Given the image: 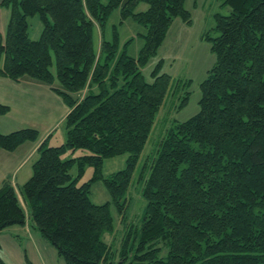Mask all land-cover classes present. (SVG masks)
I'll use <instances>...</instances> for the list:
<instances>
[{
    "label": "trees",
    "instance_id": "obj_1",
    "mask_svg": "<svg viewBox=\"0 0 264 264\" xmlns=\"http://www.w3.org/2000/svg\"><path fill=\"white\" fill-rule=\"evenodd\" d=\"M185 2L2 1L10 18L5 35L0 32V77L51 85L71 111L65 143L50 146L46 140L39 147L21 192L8 180L0 188V233L28 226L66 264H116L104 240L115 230L111 204L91 201L92 184L102 180L120 214L126 213L134 172L175 84L162 72L163 60L153 81L143 68L157 56L176 18L192 23ZM142 3L148 9L136 12ZM223 4L231 14L217 15V37L205 36L216 61L200 84V111L175 120L152 164L144 166L142 225L124 240L117 264H264V0ZM117 9L123 21L132 17L147 29L137 57L119 51L117 32L112 41L102 34L100 50L95 48V29L103 32ZM36 15L44 27L33 40L28 19ZM9 111L0 103V116ZM39 136L34 128L0 131V150L13 152ZM79 149L90 154L63 158ZM124 154L126 168L104 176V160ZM89 166L93 178L79 186ZM0 264L7 263L0 257Z\"/></svg>",
    "mask_w": 264,
    "mask_h": 264
},
{
    "label": "rangeland",
    "instance_id": "obj_2",
    "mask_svg": "<svg viewBox=\"0 0 264 264\" xmlns=\"http://www.w3.org/2000/svg\"><path fill=\"white\" fill-rule=\"evenodd\" d=\"M148 7V4L142 3L137 7L136 12H144ZM185 7L191 12L192 23L187 24L182 19L176 18L170 27L171 29L164 47V52L169 54V56L178 55L177 57L167 58L162 67V72L171 74L173 79H175V81H173V83H175L174 88L171 93L168 94L157 116L153 131L134 172L131 187L126 195L128 201L126 213L120 214L112 200L110 192L102 180L93 182L92 184V191L90 194L91 201L97 205L106 203L111 204L115 230L114 232L106 233L104 240L111 245L113 253H116L114 259L116 264L120 261L119 253L122 249L124 240L130 232H135L140 229L142 225V218L147 205L146 200L142 196L143 183L140 178L144 166L152 164L156 157L160 139H162L168 129L172 127L175 120L181 122L186 121L200 111V84L206 78L207 70L211 68L216 61V56L211 51L212 43L209 42L205 36L209 34L212 38L217 37L219 35V32L216 30L217 15L221 14L227 16L231 14V8L225 6L223 0H186ZM9 18L10 10L1 8V22L6 28ZM28 21L30 38L38 40L41 37L44 27L40 16L36 15L29 17ZM115 32H117L119 36V51H125L129 55L137 57L141 48L144 46L145 39L143 35L147 33V29L132 17L123 21L121 9H117L112 13L103 32H100L99 29H95L94 42L96 50H100L102 34L105 40L112 41ZM157 56L151 58L149 63L143 68V73L147 81H153L152 72L158 64V62L156 63ZM175 58L176 60L174 61ZM51 69L56 73L55 62ZM186 76H191L193 81L188 82V77ZM179 81L182 83V86L177 88L176 83H179ZM55 84L59 85V82L56 81ZM187 91L191 93L189 102L187 106L180 110L179 105ZM39 133H43V131L39 130ZM64 137H66V123L57 125L53 130L50 146L62 144L64 142ZM86 154H90V151L79 149L75 153L69 151L63 155V158L78 157ZM128 158L129 154H124L105 159L103 165L104 176L107 177L125 169ZM27 169H29V166L25 168L18 178V182L21 184L20 190H22L24 186L22 182L25 176L24 173ZM78 173V166L74 165L71 174L76 178ZM145 173L148 175L150 171L146 172L145 170ZM93 175V167H87L78 185L80 186L90 181ZM124 215L125 219H123ZM31 230L32 234H27L21 230L20 226L7 228L0 235V253H22V262L20 261L18 264H28L27 258L32 264H40V260L38 257H35L33 253H44V255L47 253H58L55 247L43 239L37 230ZM131 242L132 240L130 243ZM58 257L60 259L59 262L57 260H52L50 264H66L63 257ZM122 264H125V262Z\"/></svg>",
    "mask_w": 264,
    "mask_h": 264
},
{
    "label": "crops",
    "instance_id": "obj_3",
    "mask_svg": "<svg viewBox=\"0 0 264 264\" xmlns=\"http://www.w3.org/2000/svg\"><path fill=\"white\" fill-rule=\"evenodd\" d=\"M2 1L3 0H0V5ZM6 29V26L2 25L1 22L0 8V32L5 35ZM165 42L159 50L160 53L158 52L156 63L160 60H163L165 63L167 58L178 56H169V54L164 52ZM175 60L176 58L174 61ZM186 77H188V81H193L191 76ZM173 81H175V79H173ZM0 103L10 107V112L8 114L0 116V131L2 133L9 134L25 128H34L43 131V133H40V137L37 141L27 142L13 152L0 150V188L3 183L8 180L13 184L17 192L20 193L21 184L18 182V178L21 173L29 166V169L24 173L25 176L22 183L25 184L33 174V164L38 158L39 147L46 140L49 145H51L50 139L53 130L57 125L65 123L66 117L71 109L65 104L63 98L51 85L28 77H24L19 81L7 77H0ZM63 141V143H65L66 137L63 138ZM20 228L25 233L32 234L28 226ZM3 232H1L0 235ZM33 254L35 257H38L40 264H50L52 260L60 261L58 253H47L46 255H44V253ZM21 256L22 253H0V257L7 264H18L20 261L22 262Z\"/></svg>",
    "mask_w": 264,
    "mask_h": 264
}]
</instances>
